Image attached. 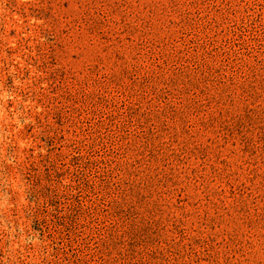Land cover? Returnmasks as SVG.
I'll use <instances>...</instances> for the list:
<instances>
[{
	"label": "rangeland",
	"instance_id": "374dc122",
	"mask_svg": "<svg viewBox=\"0 0 264 264\" xmlns=\"http://www.w3.org/2000/svg\"><path fill=\"white\" fill-rule=\"evenodd\" d=\"M0 264H264V0H0Z\"/></svg>",
	"mask_w": 264,
	"mask_h": 264
}]
</instances>
